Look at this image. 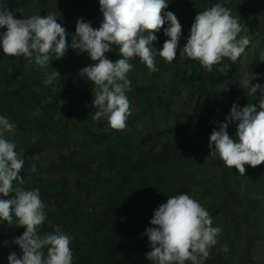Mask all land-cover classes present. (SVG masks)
Wrapping results in <instances>:
<instances>
[{"label":"rangeland","instance_id":"374dc122","mask_svg":"<svg viewBox=\"0 0 264 264\" xmlns=\"http://www.w3.org/2000/svg\"><path fill=\"white\" fill-rule=\"evenodd\" d=\"M218 3L231 10L232 16L244 27L240 35H248L251 43L237 62L224 58L216 65V98L208 119L211 132L219 130L220 124L226 122L234 103L241 108L248 103L258 104L259 90L255 96H249L241 87L240 80L246 71L253 73L259 65L256 84L264 85V62L260 60L264 53V0H218ZM208 4L209 0H168L165 11L173 12L182 25L176 59L167 63L157 56L155 64L159 70L156 72H150L139 57L130 59L133 69L127 76L131 90L126 95L131 115L124 130H113L104 118L95 120L98 108L93 101H88L85 108L68 102L72 99L73 88L69 87L72 81H53L45 85V73L55 69L53 60L50 67L33 65L36 70L29 76L39 98L46 104L58 106L54 122L44 121L42 131L37 130L33 137H28L19 128V122L0 113L16 125L13 132L5 134L6 138L15 143L20 158L26 156L36 166V175L27 184L28 190L39 189L45 205L46 219L39 227V234L59 231L70 236L73 264H152L146 258L151 248L145 230L152 227L150 220L154 211L166 203L169 196L180 194L198 201L210 213L212 226L222 229L218 243L210 249L204 264H240L234 226L225 215H213L224 199H230L231 207L243 222V231L252 242L255 264H264V164L255 168L245 165V175L226 167L229 172L226 174L220 158L210 156L211 133L198 123L177 135H164L142 143L146 135L176 125L194 111L189 99L194 92L197 61L180 57V51L187 42L195 16L206 10ZM48 14L55 15L66 30L75 27L81 18L93 28H99L103 21L99 0L37 2L15 18ZM163 27L155 33L157 40L153 46L157 50L169 39ZM4 31L6 28H0V33ZM70 51L64 57L72 53L74 61L79 62V54ZM105 56L113 62L121 58L118 46L114 45ZM26 58L17 56L9 69L21 71ZM66 61L68 64V59ZM224 65L228 68L219 71ZM81 69H77L78 75ZM69 71L74 69L70 67ZM25 72L29 70L26 68ZM2 76L0 73V79ZM43 90L48 91L46 96ZM37 108L30 116L45 119ZM236 126V122H232L227 129L233 139ZM57 133H61V137ZM166 142L171 145L168 160L162 158V145ZM35 146L37 153L29 155L28 150ZM80 156L87 157V163L72 166L70 163L77 165L84 161ZM58 161L63 164L58 165ZM137 164L139 168L133 169ZM123 172L129 177L125 179ZM10 198L11 195H0V199ZM9 225L3 221L2 228L7 229ZM225 246L229 249L227 252L223 251ZM0 264H8L2 250Z\"/></svg>","mask_w":264,"mask_h":264},{"label":"clouds","instance_id":"9594fccd","mask_svg":"<svg viewBox=\"0 0 264 264\" xmlns=\"http://www.w3.org/2000/svg\"><path fill=\"white\" fill-rule=\"evenodd\" d=\"M103 21L99 28L90 22L78 19L75 34L69 45V35L53 14L46 17L32 15L15 18L14 11L0 4V48L4 55L31 58L35 54V64L40 68L50 67L53 60L62 58L69 47L87 53L94 62L80 70V76L95 86L93 105L98 108L94 119L104 118L113 130H124L131 115L127 92L131 81L127 74L133 66L131 58L139 57L150 72H156L155 60L159 56L172 63L177 56L182 25L177 16L168 8V0H99ZM167 24V27H163ZM163 27L165 40L160 50L153 46L157 40L155 33ZM244 27L233 17L231 10L217 3L199 12L190 28L187 42L180 51V57L198 61L209 73L213 66L224 58L237 62L246 54L251 41L248 35L241 36ZM118 46L121 58L113 62L105 53ZM260 60L264 62V53ZM228 65L219 71L224 72ZM60 77L52 69L45 73V85L52 84ZM254 73L246 71L240 80L241 87L252 96L259 90V102L248 103L244 107L233 104L226 122L219 130H213L208 147L211 157H219L228 168H235L245 175V165L253 168L264 164V85L253 84ZM236 122V138L227 129L229 123ZM16 125L0 115V195L10 199H0V220L8 224L16 223L24 227L23 234L15 239L22 250V256L15 252L8 256L9 264H73L70 248L71 238L63 232L39 234V227L46 219L44 203L39 189L25 190L14 186L23 185L20 172L24 160L17 153L14 142L6 138V133L14 131ZM31 171H36L32 165ZM14 194V195H13ZM152 227L145 230L151 251L146 258L152 264H204L210 256V249L218 243L220 227H213L210 213L187 194L169 196L161 204L150 220ZM229 249L223 248L224 252Z\"/></svg>","mask_w":264,"mask_h":264},{"label":"trees","instance_id":"16d2710c","mask_svg":"<svg viewBox=\"0 0 264 264\" xmlns=\"http://www.w3.org/2000/svg\"><path fill=\"white\" fill-rule=\"evenodd\" d=\"M37 2H48V0H0V4H3L9 10L14 11L15 17L24 9H26L29 5H32ZM218 0H209L208 8L212 7L213 5L217 4ZM206 9V10H207ZM67 32H71L66 39L71 44L72 36L75 34V27H70L67 29ZM71 50L70 52L78 53L79 54V62L80 61H87V63L82 64L78 61H74L72 57V53H70L66 58L63 56L62 58L55 59V54H53L52 59L55 62L54 68L59 71L60 77H57L55 80L57 83H61L62 81H72L69 87H72V99H68V102H75L74 105L82 106L85 108L87 106L88 101H93L94 99V89L95 86L92 85L90 81L86 78L78 75L77 69L79 67H86L90 66L94 62L88 56V54L80 53L79 49ZM68 49V50H69ZM15 57H10L8 55H4L2 48H0V73L3 75L0 79V113L6 115L10 119H15L19 122V128L21 131L24 132L28 137H33L37 130L43 129L45 125L44 121H51L54 122V116L59 113V109L57 105H51L44 103L45 101L39 97V93L35 88H33L30 80L29 74L32 75L31 71L36 70L35 66V54L31 58H26L23 60V65L21 71H13L9 69V65H11L12 61ZM23 59V55L20 56ZM66 59H68L69 63L67 64ZM21 61V60H19ZM260 64V63H257ZM35 65V66H33ZM70 67L74 69V71H69ZM28 69L29 72H25V69ZM54 69V70H55ZM259 65L255 67L253 73L256 75V79L252 81L253 84H256L258 81V70ZM216 65L213 66V70L209 73L202 65L199 64L197 61V67L194 70V92L190 97L189 101L194 106V111L189 113V116L186 120L179 121L176 125H171L163 130H159L156 133L146 135L142 143H147L152 140H157L164 135L172 136L177 135L178 132L185 131L190 126L198 123V126L201 127L204 131L211 132L209 127L208 119L211 110L213 109L214 99L216 98V73H217ZM257 72V73H256ZM257 80V81H256ZM32 85V86H31ZM92 91V94L90 93ZM43 94L46 96L48 94L47 90H43ZM48 101V96L46 97ZM41 109V115L45 119L41 120L39 118H35L30 116V112L32 110H36V108ZM68 107V105H66ZM65 107V108H66ZM37 108V109H38ZM58 136L61 137V133H57ZM56 135V133H54ZM10 139V138H8ZM170 143L166 142L162 145V158L168 160L170 158ZM16 150V149H15ZM38 151V147L35 146L32 149L28 150L29 155H35ZM82 156V155H81ZM79 157V159L84 160L77 165L74 163H70L72 166H82L84 163H87V157ZM24 160V166L22 171L20 172V176L23 178L24 183L23 185H19L17 182H14V185L20 186L24 189L29 188L28 180L35 177L36 172L31 171L32 164L26 156L21 157ZM127 162H131V160H127ZM220 165L226 170V166L224 162L220 159ZM63 162L58 161V165H62ZM139 164L133 167V169H138ZM84 169L81 168V171ZM228 170H226V174H228ZM122 175L128 178V174L124 172ZM213 215L216 216H223L225 215L230 223L234 226L235 230V237L239 243V262L240 264H255L254 254H253V246L250 238L244 233L243 231V222L239 220V214L231 207L230 199H224L221 201L220 205L215 209ZM6 222V221H5ZM3 221L0 220V251L2 250L3 255L6 258V263L8 262V256L10 253L15 252L18 257H21L22 250L18 244L14 241L17 237L21 236L25 231L24 227H17L16 223L13 222L11 226L9 225L7 229L2 228ZM7 223V222H6ZM4 230V231H3ZM189 261H186L188 264Z\"/></svg>","mask_w":264,"mask_h":264}]
</instances>
